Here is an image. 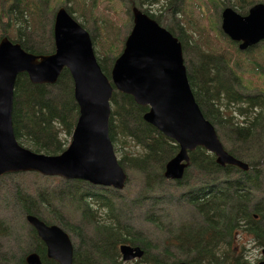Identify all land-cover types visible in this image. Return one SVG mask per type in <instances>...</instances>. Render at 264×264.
<instances>
[{
  "label": "trees",
  "instance_id": "1",
  "mask_svg": "<svg viewBox=\"0 0 264 264\" xmlns=\"http://www.w3.org/2000/svg\"><path fill=\"white\" fill-rule=\"evenodd\" d=\"M122 1L126 3V9L139 10L165 29L179 42L182 59L186 56L190 43L173 17L177 13V0ZM159 3H164L166 8L157 10ZM21 5L24 0H6L0 7V16L9 20L14 35L16 26L25 23L21 17ZM13 6L19 10L16 17L9 13ZM153 6L161 13L159 17L148 13ZM128 16L131 19V15ZM168 20L171 25L166 24ZM44 31L49 40L51 29L44 28ZM198 33L204 34V30ZM123 36L124 30L115 40L117 42L120 38V45ZM90 40L93 47L94 42ZM39 41L18 38L10 42L18 43L25 52L33 55L52 53L53 41L49 51L43 50L46 45L41 36ZM218 46L221 48L223 44ZM247 50L253 51L254 46ZM209 52L213 54V51ZM199 54L204 59L211 56L205 52ZM114 59L109 63L110 67L103 68L96 58L107 78ZM216 61V64L206 61L202 65L190 59L189 66L183 63L187 82L202 116L213 126L224 151L253 167L249 172L232 166L220 167L215 164L212 154L196 148L187 153L189 163L181 179H165L164 166L175 156L178 147L143 121L147 107L138 106L131 97L113 90L109 99L108 137L113 148L128 149L121 154L118 164L126 173L136 176L135 182L131 184V180H126V188L115 191L70 181L71 189L64 194L62 189V192L57 190L56 183L61 181L58 178L30 172L8 174L0 177V204L21 215L33 216L45 225L58 226L71 241V264H249L232 244L240 233L245 232L256 248L264 249V198H261L264 194V97L259 96L251 102L249 97L232 90L239 84L223 67L224 58L217 57ZM259 77L264 80V75ZM218 98L222 104L224 102L222 108L212 104ZM225 105L244 106L240 126L233 118H227L232 111H224ZM250 115H253L251 120ZM76 117L77 106L66 70L61 71L53 85L31 84L25 74L17 75L13 86L11 123L19 146L24 148L25 145L29 151L45 155L63 152ZM7 180L11 181L10 188ZM79 188L82 189L76 191ZM165 189L176 193L165 202V207L158 209L157 204ZM62 198L68 200L66 210L59 207ZM256 198L260 200L257 202ZM143 206H147L143 215L132 213L135 207L142 210ZM168 209L173 213L158 212ZM126 211L138 222L143 219L145 227L154 233L159 231L162 243L148 240V233L141 232L130 215L126 216ZM181 213L183 216L179 217ZM5 229L0 222V239L9 236ZM25 234L23 239H28L30 248L25 251L20 246L18 249L13 238L8 242L7 251L0 246V264H21L30 252L39 256L41 264H57L46 258L44 245L31 227ZM188 236L192 239L190 245H186ZM121 244L138 247L142 256L122 262L117 250Z\"/></svg>",
  "mask_w": 264,
  "mask_h": 264
},
{
  "label": "water",
  "instance_id": "2",
  "mask_svg": "<svg viewBox=\"0 0 264 264\" xmlns=\"http://www.w3.org/2000/svg\"><path fill=\"white\" fill-rule=\"evenodd\" d=\"M220 19L222 34L238 43L239 51L264 41L262 3L252 5L245 16L224 8ZM51 30L53 51L44 55L27 53L18 43L0 38V177L30 172L123 190L127 176L108 137L109 99L113 90L131 97L136 105L147 107L143 121L178 147L175 156L164 166L165 179L182 177L188 164L187 153L195 148L212 154L220 167L247 170L246 164L224 151L213 126L204 119L194 101L179 42L148 16L131 9V28L108 78L96 62L89 35L64 8L54 13ZM62 70L69 74L77 106L69 143L57 155L31 152L19 146L13 135L15 79L25 74L31 84L53 85ZM26 223L44 245L47 259L71 264L72 244L67 234L33 216L27 215ZM118 253L123 262L142 256L138 247L124 244L118 246ZM261 254L264 256V249ZM21 264H41V261L31 252Z\"/></svg>",
  "mask_w": 264,
  "mask_h": 264
},
{
  "label": "rangeland",
  "instance_id": "3",
  "mask_svg": "<svg viewBox=\"0 0 264 264\" xmlns=\"http://www.w3.org/2000/svg\"><path fill=\"white\" fill-rule=\"evenodd\" d=\"M5 1L6 0H0V7ZM40 1H42L41 4ZM177 1L179 3L176 6L177 13L173 17H175V21L181 28L182 33L186 36L185 39L190 43L189 49H186V56L183 57L184 65L189 66L190 59L194 62L199 61L202 65H205L206 61L209 64H216V58L222 57L224 58L223 67L231 72L236 82L239 84L238 88L234 86L232 90H235L238 94L249 97L251 102H253L252 99L255 101L259 96L264 97V80L259 77L260 75H264V41H260L255 45L253 51L247 49L238 51L237 44L227 40L228 38L226 37V39L220 31V12L223 8H232L238 15L245 16L252 5L256 3L264 4V0ZM158 5L157 10L159 11H162V8H166L164 3H159ZM35 7L38 8V10H35ZM125 7L126 3L122 0H24V5L20 6V9L22 10L21 17L25 20V23H23L24 25H17V32H14V35V29L11 23H9V20L5 21V19L0 16V38L5 37L10 41H16L18 38H21L22 41L23 39H27L29 42H40L39 38L41 36L42 40L45 42H43L44 45H46L43 50L49 51V47L52 46V37L50 36L48 40L44 28L50 31L54 13L58 8H65L67 12H71L70 14L72 18L87 32L90 39L93 40V51L95 52V57L98 58L99 64L102 65L103 68H108L110 67L109 63H111L121 51L124 39L131 28V19H129L128 16L131 15V11L129 8L126 9ZM157 10L156 7L153 6L151 9L149 8L148 13L152 14L154 17H159L161 13H158ZM25 11L26 15L24 14ZM9 13H11L13 17H16L19 14V10L17 7L13 6L9 10ZM166 24L171 25V21H166ZM123 30V42L121 40L120 45V38L117 39V42L115 40ZM199 30H204V34H199ZM50 34L52 35V31ZM212 37L216 38L217 42H215ZM220 43L223 44V47L221 48L218 46ZM203 45H206V47L203 48ZM209 50L213 51V54H211ZM204 52L206 54H211V56L208 59H204V56L199 54ZM108 60H110V62H108ZM219 68H221V66H219ZM212 104L222 108L224 102L222 104L218 98L215 102H212ZM238 108L239 110L236 111ZM243 108V105H240L237 108H233L231 105H225L224 111H232L227 118H233L234 121L238 122L237 126H240V122L243 120V115H240V113H242ZM252 118L253 115H250L249 120ZM25 147L27 148V146L24 145V148ZM114 148V150L118 152H115L118 160L123 152L128 151V149L124 147ZM228 148H230V146ZM132 149L133 148L130 150ZM231 157L234 158L233 156ZM234 159L247 165V163L242 160ZM247 167V172L253 168L248 165ZM126 176L128 178L127 181L131 180V184L135 182V175L126 173ZM63 182H67V184ZM69 182L70 181L65 180L58 181L56 183L58 185L57 190L60 192V189H62L64 194L70 191L69 189H71V187ZM6 183L8 188H10L11 181L7 180ZM12 183L16 184L15 181ZM124 187L126 188V186ZM81 189L82 188H79L76 191H80ZM165 190L166 192L164 196L160 197L161 200L157 204L158 209L165 207V202L169 200L170 196H174L176 193L172 189ZM5 191L6 189L4 192ZM261 198H264V194L261 195ZM123 200L127 201L125 199ZM256 200L258 202L260 199L256 198ZM67 203L68 200L62 198L59 207L66 210ZM146 208L147 206H143L142 210H139L135 207L132 213L140 212L143 215V213L146 212ZM158 212L171 214L173 213V210H160ZM126 213V216L130 215L131 217L129 211H126ZM182 216V213L179 214V217ZM131 219L133 223L139 226L141 232L144 230L148 233V240H153L156 244L162 243V235L159 231L156 234L151 229L146 228L143 219L139 222L134 217H131ZM0 222L2 223L3 229L6 228L5 230L9 234V236H1V248H4V250L7 251L8 242L13 241V238H15L14 243L17 245L18 249H20V246L21 249H24L25 251L30 248L28 239H23L25 232L29 231L25 215H21L13 208L9 209L6 207L5 209L4 206L0 204ZM25 236L27 235L25 234ZM191 243L192 239L188 236L186 245H190ZM232 246L237 249L241 256L247 259L249 264H257L258 262L264 261V257L261 256L260 253L261 249L255 247L251 237L245 232L240 233Z\"/></svg>",
  "mask_w": 264,
  "mask_h": 264
},
{
  "label": "flooded vegetation",
  "instance_id": "4",
  "mask_svg": "<svg viewBox=\"0 0 264 264\" xmlns=\"http://www.w3.org/2000/svg\"><path fill=\"white\" fill-rule=\"evenodd\" d=\"M261 253V252H260ZM261 256H263V255H261ZM264 257V256H263ZM40 259V258H39ZM257 264H261V262H258Z\"/></svg>",
  "mask_w": 264,
  "mask_h": 264
},
{
  "label": "bare ground",
  "instance_id": "5",
  "mask_svg": "<svg viewBox=\"0 0 264 264\" xmlns=\"http://www.w3.org/2000/svg\"><path fill=\"white\" fill-rule=\"evenodd\" d=\"M65 9V8H64ZM214 129V128H213ZM215 131V130H214ZM215 134H216V132H215ZM217 136V135H216ZM5 175H8V174H5ZM4 176V175H3ZM2 177V176H1Z\"/></svg>",
  "mask_w": 264,
  "mask_h": 264
}]
</instances>
